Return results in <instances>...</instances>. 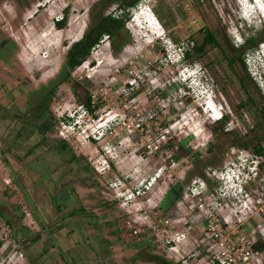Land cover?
Segmentation results:
<instances>
[{"label":"rangeland","instance_id":"374dc122","mask_svg":"<svg viewBox=\"0 0 264 264\" xmlns=\"http://www.w3.org/2000/svg\"><path fill=\"white\" fill-rule=\"evenodd\" d=\"M98 3L130 15L111 27L117 41L104 33L49 89ZM240 3L0 0V264H264L252 247L264 243V150H253L264 149V23L251 2L243 20ZM206 32L216 43L199 53ZM61 168L83 181L79 201L52 200ZM195 187L205 194L191 210ZM213 191L208 217L197 206Z\"/></svg>","mask_w":264,"mask_h":264},{"label":"trees","instance_id":"16d2710c","mask_svg":"<svg viewBox=\"0 0 264 264\" xmlns=\"http://www.w3.org/2000/svg\"><path fill=\"white\" fill-rule=\"evenodd\" d=\"M113 1L114 0H106V3H110ZM136 2L137 0L129 1L125 3L123 7L127 6L131 8L136 4ZM97 5L99 7L98 9L99 12L97 10L96 12L98 13L92 15L94 19L92 26L87 31H85V33L83 34L80 40L72 43L69 46L67 50V54H66V61L64 62L60 72H58L56 78L53 81H51L49 89H51L57 83L70 80L71 78L70 70L76 67L77 65H80L85 60V58L90 54L91 49L98 43V41L100 40V37L104 33L112 37V43H115L117 41V39H115L117 37V34L113 33V31L111 30V27H114L116 30L122 29L124 25V19H126L130 15L122 12L120 16H117V18H114L110 15L102 16V12H103L102 7L99 5V3ZM64 22H65V19H59V20H56L55 25L61 28ZM124 41L125 39H123L121 43ZM207 43H214V44L216 43L215 36L212 32H206L204 34L201 44H199L195 48L196 51L200 53L202 51L203 46ZM256 46H257V42L255 41L251 42L248 45V47L252 49H254ZM184 57H188L187 52L184 53ZM231 63L232 62L230 60L229 65H231ZM47 95H49L48 92L46 94H43L41 99L45 98V96ZM83 106L85 107L86 111L90 113L94 109V104L91 103L90 97H87L86 101L83 103ZM242 145L245 146V144H242ZM63 147L65 148L66 145H63ZM253 150L257 154H261L263 152L262 147H253ZM174 193L175 194L173 195V200L177 198L178 195L180 194L178 191H175ZM263 245L264 243L259 241L257 244H254V246L252 247L255 249H262L264 247Z\"/></svg>","mask_w":264,"mask_h":264},{"label":"flooded vegetation","instance_id":"af4514ba","mask_svg":"<svg viewBox=\"0 0 264 264\" xmlns=\"http://www.w3.org/2000/svg\"><path fill=\"white\" fill-rule=\"evenodd\" d=\"M129 1H132V0H122V5L124 6L125 3L129 2ZM230 60L229 59L227 60L228 64H229ZM231 65H232V63H231ZM247 102H250V103L252 102V98L250 96H247ZM247 102L244 106H246V105L248 106ZM241 109H242V107H240V110ZM219 111L222 112L220 108H219ZM263 111H264V107L261 108V111H260L261 117H264ZM258 147H261V146H258ZM69 170H70L69 168H68V170L61 168V170H60L61 172L58 171V173L60 172L59 175L57 173V177H59V178L55 181V185L53 187L54 191H58L56 193H53L55 195V197L56 196L57 197L52 198V200L69 201L73 198L76 201H79L78 196H77L78 189L85 190L83 187H81L83 181L77 182L76 180H78V179L73 178L69 175ZM79 211L81 212V209ZM78 216L79 215H77L75 211L71 210L69 212L68 218H76ZM154 256H156V257H154ZM153 257L154 258L150 260V263H152V264H175L173 261L169 260V258H163L160 255H153ZM135 260H137V259H135ZM139 260H142V258L140 257Z\"/></svg>","mask_w":264,"mask_h":264},{"label":"built area","instance_id":"2783aa9c","mask_svg":"<svg viewBox=\"0 0 264 264\" xmlns=\"http://www.w3.org/2000/svg\"><path fill=\"white\" fill-rule=\"evenodd\" d=\"M147 8L149 9V10H147V11H149L150 12V14H153L152 12H151V9L149 8V6H147ZM111 14V12H106L105 13V15H110ZM156 20V19H155ZM158 29V28H157ZM163 31V30H162ZM182 51H185V50H182ZM219 113V115L221 114V115H223V113L222 112H218ZM220 120H222V118L220 119ZM220 120H217V121H220ZM232 126H233V121H231L230 123H228V126H227V130L228 129H231L232 128ZM139 127V123H136V129ZM104 136V135H103ZM94 137V136H93ZM95 139H98L97 137H95ZM264 150V149H263ZM212 174L213 175H215V177L216 178H219L218 177V175H216V172L213 170L212 171ZM210 177V176H209ZM193 182L197 185V186H199V184H201L202 186H205V180L201 177V176H199V177H197L195 180H193ZM148 185H149V183H146V184H143V188H144V190H148ZM140 192V188H138V189H133V191H131L130 192V194L132 195V196H134V197H139L140 195H141V193H139ZM202 194H205V189H202V190H198L196 187L195 188H193V189H190L189 191H187L186 192V195H185V199H187L188 201H190L189 203V207H190V209L191 210H194L196 207V203H193V200H194V198H201V196H202ZM219 194L217 193V192H215V191H213V192H211L210 194H209V196H207V198L210 200V202L209 203H206V202H204V203H199L198 204V206H197V209L200 211H203V213H204V211H205V216H206V213H208V217H210L209 215H211V213H212V208L215 206V203H219L220 204V202L219 201H217V196H218ZM130 196H128V198H129ZM212 205H213V207H212ZM220 209H222V206L220 205ZM224 210H226V209H224ZM217 214H215V215H213L212 216V220L215 218L214 216H216ZM222 217H223V214H222ZM212 220H211V222H212ZM224 221L225 222H227L226 220H225V218H224ZM10 251H11V249H10ZM170 259V258H169Z\"/></svg>","mask_w":264,"mask_h":264},{"label":"bare ground","instance_id":"6f19581e","mask_svg":"<svg viewBox=\"0 0 264 264\" xmlns=\"http://www.w3.org/2000/svg\"><path fill=\"white\" fill-rule=\"evenodd\" d=\"M142 12H144V11H142ZM142 12H141V13H142ZM144 13H145V12H144ZM145 15L147 16V14H145ZM149 16H150L151 19H152V20H149V21H150V22H149V25H150V27H151V31H153V32L155 33V32H157V31H155V30H156V27H158V26L155 25L154 22H155V23H157V22L155 21L154 15L152 16V15L149 14ZM242 16H243V18L247 21L248 18L246 17V15H242ZM260 18L262 19V18H264V17L261 16ZM260 21H261V20H260ZM261 22L264 23V20L261 21ZM155 26H156V27H155ZM154 29H155V30H154ZM160 35H161V34H160ZM158 37H159V35H158ZM262 52H263V51H262ZM262 52H261V53H262ZM262 54H263V53H262ZM210 102H211V99H210ZM210 102H209V104H210ZM210 105H211V104H210ZM210 105H209V106H210ZM207 109H209V108L207 107ZM210 109H211V106H210ZM209 111H210V110H209ZM213 111L217 112V110H215V108H214ZM208 116H209L210 119L212 118V120L215 119V118H216L215 120H218V119L220 118V117H219V118L217 117V116H218V113H217V116H216L215 118L212 117L213 115H208ZM213 121H214V120H213ZM214 122H217V121H214ZM221 176H222L221 173L218 174V177H221ZM156 177L158 178L159 175H156ZM156 177H155V181H156V179H157Z\"/></svg>","mask_w":264,"mask_h":264},{"label":"clouds","instance_id":"9594fccd","mask_svg":"<svg viewBox=\"0 0 264 264\" xmlns=\"http://www.w3.org/2000/svg\"><path fill=\"white\" fill-rule=\"evenodd\" d=\"M259 20L263 21L264 19H261V18H260ZM218 116H220L219 113H218ZM103 135H104V134H103Z\"/></svg>","mask_w":264,"mask_h":264},{"label":"crops","instance_id":"0c3cea01","mask_svg":"<svg viewBox=\"0 0 264 264\" xmlns=\"http://www.w3.org/2000/svg\"><path fill=\"white\" fill-rule=\"evenodd\" d=\"M9 248H7L5 251H4V253H6V251L8 250Z\"/></svg>","mask_w":264,"mask_h":264}]
</instances>
